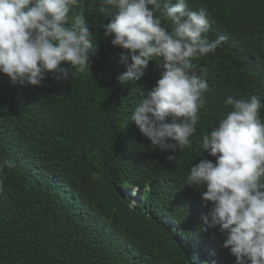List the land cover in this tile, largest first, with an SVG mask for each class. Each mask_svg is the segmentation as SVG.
I'll return each instance as SVG.
<instances>
[{
    "label": "trees",
    "instance_id": "1",
    "mask_svg": "<svg viewBox=\"0 0 264 264\" xmlns=\"http://www.w3.org/2000/svg\"><path fill=\"white\" fill-rule=\"evenodd\" d=\"M167 2L155 15L171 31ZM187 2L208 9L206 35L224 40L193 61L207 67L209 90L191 146L177 153L152 145L130 120L162 67L152 60L141 80L118 81L127 70L120 54L130 50L105 36L112 17L100 11L103 0L76 8L96 47L85 72L60 81L49 73L44 86L0 73V161L15 162L0 172V264H235L222 247L226 231L202 220L206 186L186 178L202 159L215 161L203 136L231 110L228 96L264 101V0Z\"/></svg>",
    "mask_w": 264,
    "mask_h": 264
},
{
    "label": "clouds",
    "instance_id": "2",
    "mask_svg": "<svg viewBox=\"0 0 264 264\" xmlns=\"http://www.w3.org/2000/svg\"><path fill=\"white\" fill-rule=\"evenodd\" d=\"M79 2L0 0V73L14 84L44 86L49 73L60 81L72 77L71 69L85 72L96 47L86 17L76 11ZM103 5L108 7L100 11L112 17L104 25L105 36L130 50L120 54L127 70L118 81L141 80L152 60L162 67L161 78L143 95L130 120L163 151L190 147L209 90L207 67L193 61L214 53L224 40L206 35L210 12L205 7L189 10L187 0H168L163 10L171 22L168 31L155 15L161 0H103ZM223 104L231 110L202 142L215 161L205 158L191 166L186 185L206 186L201 199L211 207L202 220L226 231L222 247H230L235 264H264V101L257 95L228 96ZM5 167L13 168L15 162L0 161V172Z\"/></svg>",
    "mask_w": 264,
    "mask_h": 264
},
{
    "label": "water",
    "instance_id": "3",
    "mask_svg": "<svg viewBox=\"0 0 264 264\" xmlns=\"http://www.w3.org/2000/svg\"><path fill=\"white\" fill-rule=\"evenodd\" d=\"M70 15H71V13H70ZM69 25L68 24H66V27H68Z\"/></svg>",
    "mask_w": 264,
    "mask_h": 264
},
{
    "label": "rangeland",
    "instance_id": "4",
    "mask_svg": "<svg viewBox=\"0 0 264 264\" xmlns=\"http://www.w3.org/2000/svg\"><path fill=\"white\" fill-rule=\"evenodd\" d=\"M135 188H139V187H135Z\"/></svg>",
    "mask_w": 264,
    "mask_h": 264
}]
</instances>
